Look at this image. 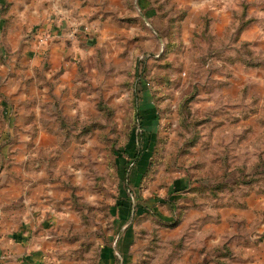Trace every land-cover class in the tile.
Wrapping results in <instances>:
<instances>
[{
    "label": "rangeland",
    "instance_id": "obj_1",
    "mask_svg": "<svg viewBox=\"0 0 264 264\" xmlns=\"http://www.w3.org/2000/svg\"><path fill=\"white\" fill-rule=\"evenodd\" d=\"M36 1L0 240L27 222L40 264H264V0ZM50 18L64 40L33 32Z\"/></svg>",
    "mask_w": 264,
    "mask_h": 264
},
{
    "label": "crops",
    "instance_id": "obj_2",
    "mask_svg": "<svg viewBox=\"0 0 264 264\" xmlns=\"http://www.w3.org/2000/svg\"><path fill=\"white\" fill-rule=\"evenodd\" d=\"M36 2V0H0V126H4L1 130L2 132H0V141L4 142L11 140L17 134L14 130L7 129V126L15 128L18 125L28 124L27 120L26 122L20 117L13 116V103H18L20 105L21 100L27 98L21 70H19L16 65L17 61L21 62V59L18 58V53H15V46L19 45L22 41L21 31L24 27H28V25L22 23L30 14H38L36 12L38 8ZM33 6H35V10ZM59 15L65 17L66 14L60 12ZM56 19L53 20L50 18L47 23L34 26V28H32L34 29L33 32L38 30L42 33H49L52 38H62L64 40L68 33L67 31L70 29H68L67 24H61ZM7 23H9V25L4 29ZM63 40L54 41L62 43ZM31 42L33 43L32 40ZM53 45L54 43H51L49 46H52V50ZM33 56H31V59L29 56L27 57H29L30 62L35 64L40 58L38 59L36 56V58ZM49 56L50 62L54 61V58L59 57L58 54L53 52L50 53ZM32 93L33 90L31 87L29 94ZM29 123L32 124V120ZM6 153H8L7 146H0V157H4ZM3 190L4 188L0 190V193ZM258 199L260 200H258V204L261 207L262 199ZM7 204L10 203L0 198V216L6 214L15 216L18 211L13 209V207H11L10 210L4 209V206ZM250 208H252V206H250ZM244 211H242V214L246 215L247 210ZM25 223V228L24 226H21L22 228H14L13 230L7 228L8 234H5V238L3 237V239L0 240V254H2L6 248H8L13 255L23 254V252L26 251L20 259V264H40L43 255L52 247L51 240L47 238L49 232L46 230V227H40L39 224L37 225L38 227L34 229V225L30 226L27 222ZM4 229V226L0 227V231ZM0 236L2 235L0 234ZM106 258L110 259L111 257L108 256Z\"/></svg>",
    "mask_w": 264,
    "mask_h": 264
},
{
    "label": "built area",
    "instance_id": "obj_3",
    "mask_svg": "<svg viewBox=\"0 0 264 264\" xmlns=\"http://www.w3.org/2000/svg\"><path fill=\"white\" fill-rule=\"evenodd\" d=\"M85 29H83V31H84ZM81 32V31H80ZM80 32H78V31H73V32H71V34H69V36H71V37H73V36H76V35H79V33ZM45 35V34H44ZM46 36H49V34L48 33H46Z\"/></svg>",
    "mask_w": 264,
    "mask_h": 264
},
{
    "label": "trees",
    "instance_id": "obj_4",
    "mask_svg": "<svg viewBox=\"0 0 264 264\" xmlns=\"http://www.w3.org/2000/svg\"><path fill=\"white\" fill-rule=\"evenodd\" d=\"M136 157V154H134V158ZM133 161V160H132Z\"/></svg>",
    "mask_w": 264,
    "mask_h": 264
}]
</instances>
